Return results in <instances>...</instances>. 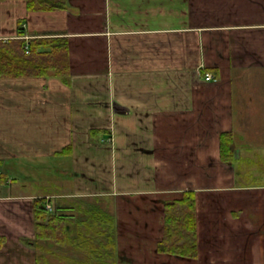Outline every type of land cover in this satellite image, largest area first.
<instances>
[{
    "label": "crops",
    "instance_id": "obj_1",
    "mask_svg": "<svg viewBox=\"0 0 264 264\" xmlns=\"http://www.w3.org/2000/svg\"><path fill=\"white\" fill-rule=\"evenodd\" d=\"M66 1L0 0V41L54 39L68 62L65 77H0V264H48L15 253L35 199L104 203L118 264H264V0ZM184 191L192 259L155 252Z\"/></svg>",
    "mask_w": 264,
    "mask_h": 264
},
{
    "label": "trees",
    "instance_id": "obj_2",
    "mask_svg": "<svg viewBox=\"0 0 264 264\" xmlns=\"http://www.w3.org/2000/svg\"><path fill=\"white\" fill-rule=\"evenodd\" d=\"M25 1L28 10L36 11L64 8L67 3L66 0ZM53 40L54 39L30 40L28 44V53H26L25 50L24 39L14 38L8 39L7 41H0V77L46 76L51 72L56 76H67V59L64 55L62 56L59 53L57 44L54 43ZM43 46L45 48L49 47L50 49L39 51L38 48ZM97 132L98 130L92 129L90 135L93 136ZM234 146L235 142L231 132L225 131L219 134L221 160L230 161V159H232L235 149ZM70 151V146H66L55 154L66 155L69 154ZM95 203L91 204L88 208H81L82 206H78V211L83 214V216L79 218L78 224L85 226V229H92L94 226L99 225L97 231L102 229L101 227H104L105 224L107 231L115 233V221L113 217L101 207L96 206ZM33 204L35 239L32 241L26 240V243L35 244L38 240H51L60 246H64L70 242L73 243L74 239L69 236V232H71L69 220L72 219V213H69V210L65 211L58 206H52V209L48 210L44 207V199H35ZM69 208H72V206ZM71 211L72 210H70V212ZM194 211L195 196L191 191H184L179 198L165 202L163 212L164 223L162 225L163 232L161 238L156 243L155 252L181 258L192 259L197 257L196 215ZM82 231L84 232L80 231L78 235L79 244L83 243L89 250H95L92 246V242H90L92 241L91 234L87 235L86 230ZM109 240L110 238L108 241ZM114 240L108 243L115 247ZM106 244L101 245L100 243L102 248L109 246H106Z\"/></svg>",
    "mask_w": 264,
    "mask_h": 264
},
{
    "label": "rangeland",
    "instance_id": "obj_3",
    "mask_svg": "<svg viewBox=\"0 0 264 264\" xmlns=\"http://www.w3.org/2000/svg\"><path fill=\"white\" fill-rule=\"evenodd\" d=\"M45 204H44V207H45ZM75 204L76 203H73L72 207ZM51 205L53 207L56 206L55 204H51ZM70 205H71V203H70ZM95 205L101 207L108 214H110L108 212V210H106L103 207L104 203L100 204V203L96 202ZM78 206H79V204L76 205V207H78ZM88 207H90V204L85 205L83 208H88ZM70 209L72 210L71 212L69 210V213H72L71 214L72 219L69 220L70 227H71V229H70L71 232H69L70 233L69 236L74 239L73 243L70 242L69 244H66L64 246H60V245L55 244L51 240H49L47 242L48 244L43 242V241H47V240H43V241L38 240V242L35 244L26 243L27 245H24L22 247L23 248L22 250L18 249L19 247H16L15 253L18 256L19 255H25V256H29L31 258L47 257L48 264H63V263L64 264H118V263H116V261H118L116 245L114 247V245L112 246L109 244V243L113 242L112 240H114V238H116V233L111 232V231H107L105 224H104V227L101 224L102 229H99V231L103 230V229L104 230L101 231L100 233H97V232H99V231H97V229L99 228L98 227L99 225L94 226V228H92V229L91 228L85 229L86 228L85 226L78 224V220H79V218H81L83 216V214L80 211H78L77 208L76 209L70 208ZM82 230H86L87 235L91 234L92 241H90V242H92V246L95 248V250H89L87 248V246L85 247V245L83 243L79 244L78 235H79L80 231L84 232ZM87 230L89 231V234H88ZM34 234H35V231H34ZM213 236H215V232H214ZM108 237L110 238L109 241H108V239H109ZM33 239H35V235H34ZM33 239H31V240L28 239V240L32 241ZM100 243H101V245H105L107 243L106 246L107 245H109V246L102 248ZM210 243H211V247H213L212 249L215 251L217 242H216L214 237H213V239L210 240ZM96 247H97V249H96ZM11 253H12V249H11ZM57 261H60V262L58 263Z\"/></svg>",
    "mask_w": 264,
    "mask_h": 264
},
{
    "label": "built area",
    "instance_id": "obj_4",
    "mask_svg": "<svg viewBox=\"0 0 264 264\" xmlns=\"http://www.w3.org/2000/svg\"><path fill=\"white\" fill-rule=\"evenodd\" d=\"M25 49H26V52H28V46L27 45L25 46ZM203 78H204V80L208 81V80H214L215 76L210 72H206V73H204ZM45 205H46L47 209H51V206L49 204H45Z\"/></svg>",
    "mask_w": 264,
    "mask_h": 264
}]
</instances>
